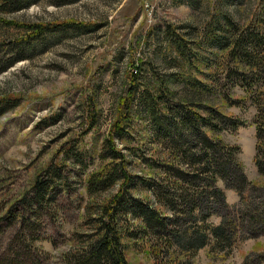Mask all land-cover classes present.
<instances>
[{"label": "rangeland", "instance_id": "obj_1", "mask_svg": "<svg viewBox=\"0 0 264 264\" xmlns=\"http://www.w3.org/2000/svg\"><path fill=\"white\" fill-rule=\"evenodd\" d=\"M28 24L52 29L26 40ZM132 74L142 90L161 96L166 116L173 114L167 98L205 117L214 110L241 120L236 130L202 128L237 146L248 180L264 184L254 163L257 98H264V0H0V264H65L64 254L92 230L97 204L118 188L119 180L105 190L89 183L93 173L121 162L106 156V139L142 180L168 176L153 164L186 168L182 153L154 135L136 94L130 120L120 122L124 136L112 131ZM49 167L57 171L54 189L28 202L37 175ZM217 184L230 207L240 203L236 190ZM129 190L171 217L143 183ZM15 204L21 213L4 219ZM133 216L121 220L134 233L123 232L131 264H243L264 253V234L216 244L210 227L220 223L218 213L198 222L209 237L195 252Z\"/></svg>", "mask_w": 264, "mask_h": 264}, {"label": "trees", "instance_id": "obj_2", "mask_svg": "<svg viewBox=\"0 0 264 264\" xmlns=\"http://www.w3.org/2000/svg\"><path fill=\"white\" fill-rule=\"evenodd\" d=\"M25 27L30 30L26 40L52 29L40 24H28ZM244 54L251 55V52L245 50ZM262 62V59H255L257 66ZM9 65L11 64L7 66ZM136 76L131 75L128 93L119 98L112 131L124 136L125 129L120 126V122L130 120L132 101L136 94L137 100L140 99L152 117L154 135L168 141V145L175 152L182 153H179V160L186 168L173 164H153L168 176L160 178L162 180H142L128 173L123 166L125 156L115 149L111 138L106 139L103 147L106 156L111 157L114 162L117 159L121 162H112L110 168L104 167L102 174L93 173L89 183L93 190H105L117 184L119 180L118 188L110 197L97 204L91 221L92 230L80 238L78 245L72 246L64 254L65 264H131L125 254L123 232L128 231V236L134 233L129 232V227L123 228L121 224V220L127 219L129 214L142 219L147 230L193 252L204 247L209 237L205 229L197 227L198 222L207 221L213 213H218L221 218L218 225L210 227L216 244L229 245L237 234L241 238L264 234V184L259 185L248 180L242 164L237 162L234 156L238 150L237 146H228L222 140L208 136L205 131L206 128L219 131L221 127L236 130L242 121L214 110L209 112L210 117H205L198 110L169 102L167 98L163 103L173 114L166 116L161 109V96L154 97L149 95L147 90H142ZM94 118L96 121V117ZM214 119L221 125L214 124ZM164 120L167 123H164ZM203 126L206 128L203 129ZM255 136L254 163L258 172L264 176V98L259 97ZM52 170L49 167L37 175L32 188L34 195L28 202L42 200L49 189H54L53 175H57V171ZM219 179L224 182L226 188H232L239 193L238 205H228L225 190L217 184ZM137 183H143L145 187L152 189L159 198L158 202L171 210V217L162 214L157 207L134 198L129 189ZM15 211L21 213L18 204L11 206L4 219H12L16 215ZM10 263L24 264L18 260L8 264ZM184 264L192 263L186 261ZM243 264H264V253L246 257Z\"/></svg>", "mask_w": 264, "mask_h": 264}]
</instances>
